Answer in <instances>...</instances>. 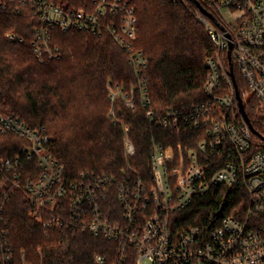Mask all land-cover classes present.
Segmentation results:
<instances>
[{
	"label": "built area",
	"instance_id": "2783aa9c",
	"mask_svg": "<svg viewBox=\"0 0 264 264\" xmlns=\"http://www.w3.org/2000/svg\"><path fill=\"white\" fill-rule=\"evenodd\" d=\"M28 1L41 20V26L34 29L38 41L33 43L40 60L55 56L46 40L53 26L95 34L105 30L124 47L137 78L128 93L109 83L112 102L120 95L132 109L136 93L143 103L149 102L143 74L147 60L132 48L137 19L128 0H92V5L81 8L51 0ZM202 1L216 11L224 27L198 7L193 9L216 47V54L206 59V101L188 109L169 106L159 114L145 113L158 126L195 131L198 141L187 148L181 141L167 147L154 144L150 181L128 164L135 146L124 123L126 167L118 175L80 172L70 177L45 147L48 136L43 128L33 129L13 113L0 111V132L25 139L21 149L27 158L37 160L40 169L35 179L22 181L17 158L13 164L9 159L0 162V167L13 169V186L24 187L32 204L30 214L43 226L82 230L111 242L118 253L113 264H124L127 259L130 264L142 260L149 264H264V132H252L243 119L229 72V63L233 70L234 62L241 76V90L238 83L237 88L243 105L252 95L264 111V0ZM225 12L230 19H225ZM6 37L19 39L12 33ZM110 114L117 120L113 109ZM221 185L243 189L244 207L230 203L231 214L213 215L207 225L181 227L177 213ZM95 261L104 264V255L96 254ZM12 262L11 249L0 237V264Z\"/></svg>",
	"mask_w": 264,
	"mask_h": 264
},
{
	"label": "trees",
	"instance_id": "16d2710c",
	"mask_svg": "<svg viewBox=\"0 0 264 264\" xmlns=\"http://www.w3.org/2000/svg\"><path fill=\"white\" fill-rule=\"evenodd\" d=\"M51 1L73 8L92 5V0ZM184 1L128 0L137 19L131 44L146 56L143 74L149 97L145 104L136 93L131 109L120 95L114 102L108 95L109 83L118 84L125 93L137 84L126 50L110 33L53 26L46 40L55 56L40 60L33 45L38 41L34 29L41 26L38 14L28 0H0V111L13 113L33 129L43 128L48 152L74 177L80 172L118 175L126 167L124 131L110 114L113 109L120 123L128 125L135 146L128 164L150 181L154 144L167 147L181 141L187 148L195 146L198 137L195 131L176 132L156 125L146 118V110L159 114L169 106L182 110L205 102L206 59L216 54L206 28L194 16L197 6ZM198 1L221 21L211 6ZM7 33L19 39L8 40ZM233 73L241 90L234 62ZM248 97L244 109L250 123L264 132V111L252 95ZM26 143L13 132H0V162L9 159L13 164L17 158L22 181L40 173L37 160L27 158L21 149ZM230 203L244 207V190L212 187L176 218L181 227L207 225L213 215L231 214ZM31 209L24 187L13 186V169L0 167V237L11 249L12 264H97L96 254L104 255V264L117 259L111 242L82 230L43 226Z\"/></svg>",
	"mask_w": 264,
	"mask_h": 264
},
{
	"label": "water",
	"instance_id": "95a60500",
	"mask_svg": "<svg viewBox=\"0 0 264 264\" xmlns=\"http://www.w3.org/2000/svg\"><path fill=\"white\" fill-rule=\"evenodd\" d=\"M192 2L195 3V5L203 12L205 13L207 16H209L214 22L216 25H218L222 30H224V27L217 21V19L210 13L208 12L200 3L198 0H191ZM227 34V33H226ZM227 37H229V35L227 34ZM231 42L228 43V51H227V54H228V58L230 60V51H231ZM229 67H230V75H231V78H232V81H233V84H234V89H235V97L237 99V105H238V108H239V111L243 117V119L247 122L248 126L251 128L252 132L256 133L257 134V131L253 128L252 124L250 123V120L245 112V109H244V105H243V102L241 100V97L239 95V91H238V88H237V83L235 82V77H234V74H233V70H232V67H231V63H229Z\"/></svg>",
	"mask_w": 264,
	"mask_h": 264
},
{
	"label": "rangeland",
	"instance_id": "374dc122",
	"mask_svg": "<svg viewBox=\"0 0 264 264\" xmlns=\"http://www.w3.org/2000/svg\"><path fill=\"white\" fill-rule=\"evenodd\" d=\"M224 16L226 17L225 19H230V16L227 14V12H225L224 13ZM109 95V94H108ZM117 121L119 122V124L121 125V123H120V120H118L117 119ZM131 139V138H130ZM123 142V141H122ZM123 151H124V148H123ZM125 156V155H124ZM23 254V253H22ZM21 257H23V255L21 256ZM141 264H149V262L147 261V260H142L141 261Z\"/></svg>",
	"mask_w": 264,
	"mask_h": 264
}]
</instances>
